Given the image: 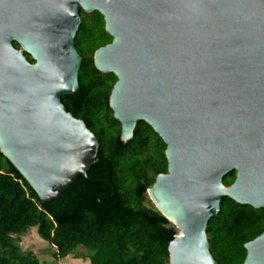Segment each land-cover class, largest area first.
I'll list each match as a JSON object with an SVG mask.
<instances>
[{
	"label": "water",
	"instance_id": "obj_1",
	"mask_svg": "<svg viewBox=\"0 0 264 264\" xmlns=\"http://www.w3.org/2000/svg\"><path fill=\"white\" fill-rule=\"evenodd\" d=\"M81 8L113 37L94 61L117 76L121 140L144 120L167 145L147 192L178 231L169 264H219L206 228L223 197L264 208V0H0V151L42 203L99 180V139L62 102L79 89ZM245 247L264 264V232Z\"/></svg>",
	"mask_w": 264,
	"mask_h": 264
},
{
	"label": "trees",
	"instance_id": "obj_2",
	"mask_svg": "<svg viewBox=\"0 0 264 264\" xmlns=\"http://www.w3.org/2000/svg\"><path fill=\"white\" fill-rule=\"evenodd\" d=\"M84 13L82 10L81 17ZM93 14L108 40L87 50L76 46L83 57L79 89L75 94L63 95L62 102L99 139L98 161L88 171L91 179L99 180L80 174L61 198L42 203L0 151V264H41L36 254L20 245V237L34 227L43 241L57 248L58 258L83 246L90 251V264H169L168 247L177 228L155 206L146 203L149 187L160 173L168 171L167 145L144 120L138 121L134 137L127 142L120 138L122 126L115 116L118 128L114 134L108 135L104 128L97 127L94 117L102 107L114 115L110 95L117 76L103 73L95 65V51L113 37L106 31L104 16L99 11ZM82 27L83 19L79 30ZM14 44L20 47L17 42ZM105 76L112 80L107 83ZM150 134L161 146L158 159L148 153ZM134 144L139 148L132 155L129 149ZM235 178L233 170L223 181L231 185ZM206 231L219 264H243L247 256L245 244L264 232V215L251 205L225 196L220 213L209 220Z\"/></svg>",
	"mask_w": 264,
	"mask_h": 264
},
{
	"label": "rangeland",
	"instance_id": "obj_3",
	"mask_svg": "<svg viewBox=\"0 0 264 264\" xmlns=\"http://www.w3.org/2000/svg\"><path fill=\"white\" fill-rule=\"evenodd\" d=\"M82 19L83 27L79 30L76 37V46L79 50L90 49L108 40V37L105 38L101 33L102 25L94 16L93 12L82 14ZM104 80L109 83L112 79L105 76ZM103 88L106 90V86H103ZM113 116L114 115L111 114L106 107H102L101 111H99L94 117L97 127L104 128L108 135L114 134V131L118 128L114 123ZM147 145L148 153L151 158L158 159L161 157V146L154 134L149 135ZM138 148V144L132 145L129 149L130 153L133 155ZM146 203L155 206L149 195L146 199ZM257 209L261 215H264V208ZM37 234L39 235L37 227L32 228L28 233L20 237V245L25 251H30L36 254L40 259L41 264H90V251L87 248L79 246L74 253L64 258H58L55 254L57 248L49 241H40Z\"/></svg>",
	"mask_w": 264,
	"mask_h": 264
},
{
	"label": "flooded vegetation",
	"instance_id": "obj_4",
	"mask_svg": "<svg viewBox=\"0 0 264 264\" xmlns=\"http://www.w3.org/2000/svg\"><path fill=\"white\" fill-rule=\"evenodd\" d=\"M82 8L80 9V15H81V13H82ZM85 11V10H84ZM29 58V57H28ZM30 60V59H29ZM31 62H34V61H32V60H30ZM236 172V171H235ZM236 179V178H235ZM235 181V180H234Z\"/></svg>",
	"mask_w": 264,
	"mask_h": 264
},
{
	"label": "crops",
	"instance_id": "obj_5",
	"mask_svg": "<svg viewBox=\"0 0 264 264\" xmlns=\"http://www.w3.org/2000/svg\"><path fill=\"white\" fill-rule=\"evenodd\" d=\"M37 237L40 238V241H43V239L37 234Z\"/></svg>",
	"mask_w": 264,
	"mask_h": 264
}]
</instances>
